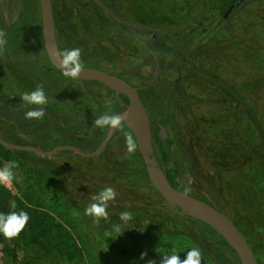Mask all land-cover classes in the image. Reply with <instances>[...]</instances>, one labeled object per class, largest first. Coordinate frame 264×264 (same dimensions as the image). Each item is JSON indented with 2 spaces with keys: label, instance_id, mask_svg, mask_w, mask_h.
<instances>
[{
  "label": "trees",
  "instance_id": "obj_1",
  "mask_svg": "<svg viewBox=\"0 0 264 264\" xmlns=\"http://www.w3.org/2000/svg\"><path fill=\"white\" fill-rule=\"evenodd\" d=\"M77 1L51 0L54 24L57 20L62 24L60 14L61 12L66 13L62 26L72 32L66 33L69 44L74 41V38H70V34L77 33L78 23L72 22L67 10L76 7L74 4ZM88 1L96 5L107 20L111 19L119 24L130 39L154 31V36L147 42L141 39L143 43L139 48L141 50L129 53L131 58L127 59L126 52L121 51L125 57L122 60L119 56L109 52L110 47L117 43L118 38H121L120 35L113 33L112 28L102 22L98 29L91 32V40L94 44L92 62L93 65H100L111 70L112 74H121L128 82L130 81L129 83L137 87L151 120L152 139L158 147V151H154L156 160L165 167V175L172 186L188 193L185 191L188 189L186 181L188 178H192L199 184H206L212 192L207 172L212 175L220 174L224 170L223 168L218 169L214 165V153L228 159L232 152L235 153L245 147L247 150L252 149V154L257 155L258 158L263 157L264 119L261 120L256 116L255 109L264 97V0H243L240 3H237L238 0H203L208 3L216 2L221 7V14L215 24L208 17L199 20L182 17L180 20L182 23L170 31L157 30L155 27L138 29L120 24L98 4L92 0ZM152 1L164 8H167V5L171 3L168 0ZM186 1L190 4L193 0ZM57 2H60L61 5L59 6ZM102 2L123 18L115 9L112 0H102ZM233 3H237V5L230 15L225 20H220L222 14ZM57 11H59L58 16ZM6 16L8 18H5ZM10 18L13 19L12 22ZM232 21L238 22V26L235 27L236 33H229L227 30L228 26L226 25ZM0 30L5 31L6 40L13 32L15 37L13 41L24 42L29 48L38 51L43 50L39 0H0ZM85 34L86 31L85 33L83 31V37ZM111 36H114L115 39ZM103 40L108 41V47L101 43ZM103 47H106V51ZM148 48L156 54V57L148 52ZM137 57L143 59L140 63L134 64L133 60ZM128 62L131 64L128 65ZM4 64L7 65L6 61ZM46 64H49V61L45 65H39L36 58H31L28 61H15L10 66L14 73L18 69V73L33 74L39 73L41 69L46 70ZM126 66L128 69H124ZM116 67H123V71H113L112 69ZM52 69L55 68L52 67ZM129 69L139 76L138 80L133 81L123 76L125 72H130ZM55 70L61 74V80L68 78L58 69ZM20 76L16 73L12 75L18 83H20ZM33 81L35 82L34 79ZM90 82L99 84L96 81ZM93 95L92 119L84 121L83 124L92 130L91 139L96 147L107 129L96 127L93 121L109 108L114 114L123 110L128 99L122 94L117 98L108 87L106 98L104 97L103 100L100 101L99 93L96 90H93ZM230 112L240 114L256 129L254 141L248 138H234L224 131L227 125L221 122V118L226 117ZM155 121L162 123L168 131L169 138L165 143L158 136V127L155 126ZM44 128L47 126L36 127L35 130L39 134ZM47 129L49 132H55L49 126ZM127 134L133 136L123 123L122 127L117 129V134H114L108 142L106 149L120 147L121 151L125 153V136ZM1 137L16 144L37 146L35 143L23 141L17 135H11L10 139L2 135ZM23 152V150L6 149L0 145V166L6 161L12 160L9 155L15 153L20 165L28 169L29 178H35L38 188L54 186L51 183L52 176L61 171L60 168L47 163L48 166L46 165L45 169L48 170L42 169L37 164V160H40L41 157L33 152V157H28ZM203 153L208 155L213 153L212 160L210 157H206L208 158L207 163L203 164L200 161ZM149 183L153 187L151 182ZM124 186L129 188L131 184L125 180ZM24 196L26 195L24 194ZM207 196L206 201L217 209L231 214L220 202V198L212 196V194H207ZM155 197L165 201L158 192ZM13 201L17 206L14 210L27 212L29 221L15 239L6 240L0 235V244H2L0 264H86L83 254L72 237L53 217L41 212L38 206L37 209L24 207L19 195L13 194L5 185H0V212L13 211L10 207ZM124 203V205L134 208L150 209L140 198L127 197L124 199ZM170 209L198 230L208 250L219 254L226 264H240L236 252L211 226L197 219L186 218L172 207ZM101 241L124 255H131V250L128 245L124 244V241L120 242L118 246L111 245L106 240L103 242L101 239ZM21 251L28 254L30 258L20 261Z\"/></svg>",
  "mask_w": 264,
  "mask_h": 264
},
{
  "label": "rangeland",
  "instance_id": "obj_2",
  "mask_svg": "<svg viewBox=\"0 0 264 264\" xmlns=\"http://www.w3.org/2000/svg\"><path fill=\"white\" fill-rule=\"evenodd\" d=\"M112 1L115 9L124 19L148 26V28L155 27L162 31H170L178 27L182 23L180 21L182 17L189 20L208 17L215 24L222 11L218 3H208L203 0H193L190 4L186 0H168L171 3L167 5V8L158 6L152 0ZM57 4L61 5L60 2ZM67 5L71 6L68 3ZM74 5L76 7L68 8L67 11L72 22L78 23L77 33L87 31L92 36L91 32L98 29L102 22L105 23L107 27L112 28L113 33L119 34L121 37L117 40L116 44L118 45L113 44L109 52L119 56L122 60L125 57L121 51H125L126 57L129 59L131 58L129 57L130 52H138L140 46L142 47V40L147 41L153 37L150 33L138 36L139 39L136 37L130 39L122 31L119 24L109 18L107 20L101 10L90 1L78 0ZM172 5L174 7H171ZM57 12L58 16L59 11ZM65 14V12L60 14L62 24ZM10 21L12 22L13 19L10 18ZM58 21L55 22L57 30ZM226 26H228L229 33H236L235 27L238 26V22L232 21ZM111 37L115 39L114 36ZM14 38L12 32L5 45L9 58L20 61L38 56V50L29 48L24 42L13 41ZM101 43L108 47V41L103 40ZM93 47L94 44L91 40V49L94 51ZM106 47H103L105 51ZM142 59V57H137L133 62L137 64ZM4 62L0 58V73H9ZM96 66L105 72L113 73L105 67ZM127 67L124 69H128ZM122 69L123 67H116L112 70L122 72ZM129 70L130 72H125L122 75L133 81L138 80L139 76L134 74L132 69ZM10 84L12 87L17 85L15 78L0 74V90H6ZM91 88L98 93L106 91L99 84L92 83ZM255 110L256 116L261 120L264 119V97ZM221 122L227 125L224 131H227V134L234 138H248L252 141L256 138V129L236 112H230L226 117H222ZM19 135L22 140L29 139L23 133H19ZM24 141L35 143L31 140ZM23 153L28 157H33L31 151H24ZM212 154L203 153L200 161L203 164L207 163L208 158L206 157H210L212 160ZM9 156L19 164V168L15 170L18 179L5 186L13 194L19 195L24 207L37 209L38 206L41 212L53 217L66 229L83 254L86 264H147L148 261L159 264L161 253L171 254L175 252L181 259H184L187 251L192 247L200 249L202 253L201 264H226L219 254H215L205 247L201 234L194 226L182 220L176 212H172L165 201L155 197L157 192L149 183L150 180L138 150L130 156H126V151L124 153L120 147H114L111 150L106 149L99 155L84 158L68 154L65 156L52 155L53 157L50 158H47L49 156H39L41 158L37 160V164L42 169H45L47 163H50L61 170L52 176L51 183L54 186L49 185L44 189L37 187L34 177L29 178L28 169L20 165L15 153H11ZM213 163L218 169L223 168L224 170L220 174H212L213 176L207 172L212 192L206 184H199L192 178H190L192 183L189 184L188 178L186 181V186L189 189L188 194L203 199H207V194L220 198L223 206L231 212V214L226 213L227 216L247 239L260 264H264V154L262 158H258L257 155L252 154V149L247 150L244 147L235 153L232 152L228 159L214 153ZM48 175L50 176V174ZM125 180L131 184L129 188L124 186ZM67 186L68 189H66ZM107 186L115 188L118 195L115 201L109 205V220H102L99 225H96L93 224L91 218L83 214L84 208L91 202L90 197L93 194ZM127 197L140 198L150 209L124 205L127 203H124V199ZM125 210L132 213L131 224H123L119 221L120 212ZM117 223H121V227L125 230L115 237L116 234L112 228ZM101 239L103 242L106 240L115 246L124 241V244L129 246L131 255H124L105 245ZM1 247L2 244H0ZM142 253H146L143 258H141ZM26 258L29 259L30 257L21 251L19 254L20 261H24Z\"/></svg>",
  "mask_w": 264,
  "mask_h": 264
},
{
  "label": "water",
  "instance_id": "obj_3",
  "mask_svg": "<svg viewBox=\"0 0 264 264\" xmlns=\"http://www.w3.org/2000/svg\"><path fill=\"white\" fill-rule=\"evenodd\" d=\"M92 1L98 4L111 18L120 24L138 29L148 28L147 26L121 18L109 6L102 2V0ZM241 1L243 0H238L237 3H240ZM237 3L230 5L222 14L220 20H225ZM39 6L41 15V35L44 49L50 63L62 72L55 55L56 51L59 49L56 41L51 0H39ZM151 35L153 36L154 32H152ZM147 50L156 57V54L151 49L148 48ZM157 66L158 64L156 63V67ZM76 79L97 81L111 89L115 96L122 94L127 97L128 101L125 104L124 109L115 114H121L123 116V123L137 140V148L144 162L148 178L155 190L165 202L170 207L177 210L179 214L186 215L191 219L200 220L211 226L236 252L240 264H259L247 239L226 214L207 201L181 191L170 184L165 175V167L160 165L156 160L154 151H158V147L152 139L151 120L143 105L137 87L129 83L120 74L108 73L96 67H83L79 77ZM155 126L158 127L157 133L159 138L165 143L169 138L166 127L159 121H155ZM115 131L116 130L107 129L100 143L92 151H83L79 147L71 144H61L52 149L43 150L30 144H16L10 142L1 136L0 145L10 150L31 151L38 156L51 157L52 155H57L62 150H70L80 156L90 157L98 155L106 149L107 144Z\"/></svg>",
  "mask_w": 264,
  "mask_h": 264
},
{
  "label": "flooded vegetation",
  "instance_id": "obj_4",
  "mask_svg": "<svg viewBox=\"0 0 264 264\" xmlns=\"http://www.w3.org/2000/svg\"><path fill=\"white\" fill-rule=\"evenodd\" d=\"M67 30V28H63L61 23L58 30L55 25L58 49L62 51L64 49L78 47L82 50V66L97 68L92 62L93 50L91 49L90 33L86 31L84 37L82 33L70 34V38H74V41L69 44L66 38V33L72 32ZM0 58H2L3 61H6V68L9 70V73L4 72L0 74L6 76L9 75L11 77L15 73L16 75H21L20 83L17 82L16 86L12 87L10 84L6 90H0V136L2 135L5 138H10L11 135H17L19 137V133H23V135L29 138L24 140L35 142L37 147L43 150H49L61 144H71L79 147L83 151L94 150L95 146L91 139L92 130L89 129L86 124H83L84 121L92 119L91 110L94 98L93 90L91 88L92 83L90 82L92 80L70 78H64L61 80V74H59L55 70L56 68L50 63L45 49L38 51L36 62H38L39 65H45V63L49 61V64H46V70L41 69L39 70V73H18V69H16V72L14 73L10 65L18 60L9 58L6 49L4 54L0 55ZM52 67L55 69H52ZM38 85L43 86L45 94L48 97V104L44 106L45 116L39 121L26 120L24 114L28 109L24 106L23 101L20 98L21 94L26 91L34 90ZM99 86L106 89L105 92L102 91L99 93L101 101L104 97L106 98L107 87L101 83H99ZM116 97L118 98L119 96ZM42 126H47V128L49 126V128H52L55 132H49V129L44 128L41 133L38 134L35 128ZM114 134H117V130ZM52 144H54V146H51ZM67 154L83 157L70 150H62L57 155L65 156ZM223 213L226 214L225 212ZM183 216L191 219L186 215ZM256 259L258 261L257 257ZM258 263L260 264L259 261Z\"/></svg>",
  "mask_w": 264,
  "mask_h": 264
},
{
  "label": "clouds",
  "instance_id": "obj_5",
  "mask_svg": "<svg viewBox=\"0 0 264 264\" xmlns=\"http://www.w3.org/2000/svg\"><path fill=\"white\" fill-rule=\"evenodd\" d=\"M6 33L4 30H0V55L5 52V45L7 44ZM81 49L72 48L64 49L62 51L57 50L55 55L62 70V74L70 79H76L82 67L81 61ZM21 100L24 106L28 109L24 116L26 120H41L45 116V107L48 104V97L45 94L42 85H38L32 91H26L21 94ZM124 118L121 114H114L109 108L99 117H96L93 121L94 125L98 128H107L111 130H117L122 127ZM126 156L134 154L138 147V142L133 138L131 134L125 136ZM19 168V164L15 160L6 161L0 166V185H8L18 179L16 169ZM188 183L192 181L189 178ZM189 189H185L188 191ZM118 193L115 188L107 186L102 188L96 194L90 197L91 202L84 208V215L91 218L93 224L99 225L100 222L109 220L108 208L110 203L114 202ZM11 209L8 213L0 212V235L6 240H12L19 236L24 230L28 221L29 215L27 212L20 210L15 211L16 204L11 202ZM133 220L132 213L128 210L122 211L119 214V221L123 224H131ZM121 223L113 225L112 231L116 234L115 237L125 230L121 227ZM134 226V225H133ZM131 226V227H133ZM130 227V228H131ZM128 229V228H127ZM146 253L141 254V258ZM202 253L198 247L190 248L184 259H181L178 253H161V259L159 264H201ZM147 264H153V261H148Z\"/></svg>",
  "mask_w": 264,
  "mask_h": 264
}]
</instances>
